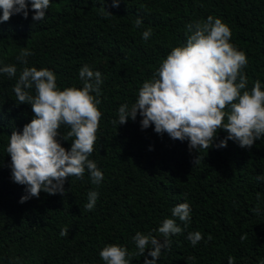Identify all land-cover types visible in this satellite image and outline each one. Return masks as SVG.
<instances>
[{"label": "trees", "instance_id": "1", "mask_svg": "<svg viewBox=\"0 0 264 264\" xmlns=\"http://www.w3.org/2000/svg\"><path fill=\"white\" fill-rule=\"evenodd\" d=\"M111 5L112 0H50L41 22L32 20L29 5L27 19L14 15L0 23V66L17 67L12 79L0 74V264H104L99 257L104 246L134 252L137 232L160 238L153 229L185 202L191 222L185 228L176 220L184 231L170 237L171 250L162 249L156 264H228L230 256L234 264H259L264 260V181L256 177L264 175V138L251 149L229 140L225 148L198 153L189 151L188 141L157 134L154 125L142 130L139 115L125 125L112 121L118 120L121 104L130 107L136 101L139 88L171 49L186 44V25L209 16L230 28V43L247 56L246 90L259 80L264 91V0H121L119 7ZM102 6L113 16L106 18ZM138 17L143 27L134 28ZM148 27L153 35L145 41L142 32ZM21 47L34 53L27 66L51 70L60 90L83 87L79 70L85 64L101 72L102 118L89 157L103 172L100 185L91 183L86 170L83 180L68 178L65 196L41 192L38 199L19 202L25 187L10 178L6 147L12 131L22 132L34 118L31 105H17L12 91L24 67L16 60ZM68 131L62 126L57 137L66 150L71 138L61 137ZM226 135L220 130L214 143ZM89 191L99 194L92 211L84 207ZM65 227L68 235L61 237ZM196 231L204 239L193 247L186 237ZM148 251L131 264L151 260Z\"/></svg>", "mask_w": 264, "mask_h": 264}, {"label": "clouds", "instance_id": "2", "mask_svg": "<svg viewBox=\"0 0 264 264\" xmlns=\"http://www.w3.org/2000/svg\"><path fill=\"white\" fill-rule=\"evenodd\" d=\"M120 3L121 0H112L111 6L119 7ZM29 5L34 13L32 20L41 22L50 0H0V23L9 22L14 15L27 19ZM100 10L106 18L113 16L104 6ZM141 27L143 20L138 17L134 28ZM186 32V44L171 49L152 78L139 88L138 97L130 107L127 103L119 106L118 120H113V125H125L139 115L142 130L154 125L157 134L166 133L172 140L188 141L190 152L225 148L229 140L242 149H251L255 141L264 138V91L259 80L250 91L246 90L248 81L243 72L248 64L246 54L230 43L231 30L220 18L209 16L204 21L190 23L186 25ZM152 35L148 27L142 32V39L147 41ZM33 54L27 47L20 48L16 60L24 67L12 91L17 105H31L34 118L24 125L22 132L12 131L6 147L11 159L10 178L25 187L21 204L38 199L41 192L65 196L68 178L83 180L86 170L92 184L100 185L104 179L103 172L89 159L102 118L98 108L103 84L101 72L85 64L79 70L83 87L60 90L51 70L27 66V58ZM0 74L12 79L17 76V67L13 64L0 66ZM62 126L70 129L61 137L64 141L71 138L70 150L57 140ZM220 130L227 135L215 144ZM199 160L198 155L193 164H198ZM256 179L264 181V175ZM98 195L96 191L88 192L86 210L95 208ZM251 211L258 212L259 206ZM171 216L173 218L164 219L158 229H153V232L158 231L160 238L152 232L147 235L137 232L132 237L136 251L129 252L125 247L109 244L99 252L100 259L104 264H131L134 256H144L148 249L147 255L152 259L145 257L144 264H156L162 249L171 250L170 237L184 231L176 220L185 228L191 222L190 205L177 204L171 209ZM60 235L66 237L68 228L61 229ZM186 238L195 247L204 236L196 231L188 233ZM211 239L209 236L208 241ZM245 239L246 236H241V241ZM228 264H234L233 257L228 258ZM259 264H264V260Z\"/></svg>", "mask_w": 264, "mask_h": 264}]
</instances>
